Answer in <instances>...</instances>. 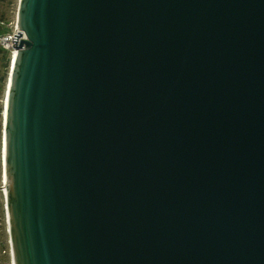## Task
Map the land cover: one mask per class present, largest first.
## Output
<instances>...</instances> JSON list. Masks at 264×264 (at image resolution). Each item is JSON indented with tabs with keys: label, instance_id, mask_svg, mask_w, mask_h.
Masks as SVG:
<instances>
[{
	"label": "water",
	"instance_id": "water-1",
	"mask_svg": "<svg viewBox=\"0 0 264 264\" xmlns=\"http://www.w3.org/2000/svg\"><path fill=\"white\" fill-rule=\"evenodd\" d=\"M15 19L13 264H264V0H18Z\"/></svg>",
	"mask_w": 264,
	"mask_h": 264
},
{
	"label": "built area",
	"instance_id": "built-area-1",
	"mask_svg": "<svg viewBox=\"0 0 264 264\" xmlns=\"http://www.w3.org/2000/svg\"><path fill=\"white\" fill-rule=\"evenodd\" d=\"M13 27L6 32L0 31V48L8 49L10 52V61L15 55L16 49L13 47V37L14 34H17L16 21H14ZM4 164H3V155L0 150V195L3 199L2 208L0 210V232H3L5 229V233L7 235L6 239L0 236V264H13L11 245L8 235V220L6 215V208L4 202V194H5V172H4ZM3 176V177H2ZM5 239V240H4Z\"/></svg>",
	"mask_w": 264,
	"mask_h": 264
},
{
	"label": "rangeland",
	"instance_id": "rangeland-1",
	"mask_svg": "<svg viewBox=\"0 0 264 264\" xmlns=\"http://www.w3.org/2000/svg\"><path fill=\"white\" fill-rule=\"evenodd\" d=\"M18 0H0V31H9L16 20ZM11 67L10 52L8 49L0 48V129H1V112L3 109L2 99L4 95L5 84L9 77ZM1 133V130H0ZM1 142V140H0ZM1 148V146H0ZM1 171V170H0ZM3 199L0 195V210L2 208ZM0 236L6 239L5 229L0 232ZM4 239V240H5Z\"/></svg>",
	"mask_w": 264,
	"mask_h": 264
},
{
	"label": "bare ground",
	"instance_id": "bare-ground-1",
	"mask_svg": "<svg viewBox=\"0 0 264 264\" xmlns=\"http://www.w3.org/2000/svg\"><path fill=\"white\" fill-rule=\"evenodd\" d=\"M7 81H8V77H7ZM7 81H6L5 89H4V95H3V99H2V106L4 105V102H5V94H6V89H7L6 88L7 87ZM2 119H3V109H2V112H1V129H0L1 130V133H2ZM1 133H0V140H1V142H0V146H1L0 150H1V153L3 155V164H4V168L3 169H5V163H4L5 151H4V148L2 147V136H1Z\"/></svg>",
	"mask_w": 264,
	"mask_h": 264
}]
</instances>
